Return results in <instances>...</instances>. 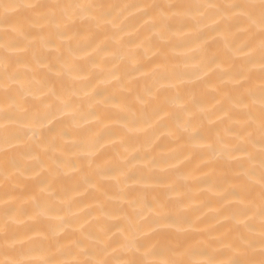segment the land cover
I'll list each match as a JSON object with an SVG mask.
<instances>
[{"label":"snow or ice","instance_id":"obj_1","mask_svg":"<svg viewBox=\"0 0 264 264\" xmlns=\"http://www.w3.org/2000/svg\"><path fill=\"white\" fill-rule=\"evenodd\" d=\"M132 9L143 21L139 27L131 24ZM82 25L89 39L73 44L85 35ZM217 35L224 37L223 62L229 65L222 75L233 85L223 112L234 135L196 132L191 139L223 159L233 177L220 193L227 202L223 229L196 239L189 232L195 222L185 215L190 205L169 195L176 188L167 172L175 165L147 153L141 169L129 167L126 156L122 164L100 165L95 157L102 138L112 133L85 129L118 115L126 136L155 133L166 120L173 125L170 135L191 133L205 109L180 90L177 81L191 78L167 49L173 37L193 39L200 53L196 78L203 80L212 64L220 66L221 53L210 52ZM153 40L162 51L156 66L142 73L152 83L137 92L136 77L123 73ZM103 55L111 58L105 64ZM85 58L100 69L108 89L94 88L99 76L82 67ZM105 92L103 104L115 113L99 110L97 97ZM76 158L87 162V171ZM69 172L79 175V188L105 197L98 204L105 222L85 220L69 230L72 220L59 205L70 208L71 201L55 191ZM33 177L38 192L25 183ZM105 179L118 192L110 193ZM157 188L167 191L149 198V189ZM22 215L36 221L24 233L16 228ZM0 264H264V0H0Z\"/></svg>","mask_w":264,"mask_h":264},{"label":"bare ground","instance_id":"obj_2","mask_svg":"<svg viewBox=\"0 0 264 264\" xmlns=\"http://www.w3.org/2000/svg\"><path fill=\"white\" fill-rule=\"evenodd\" d=\"M110 2L135 4L151 3L156 2V0H110ZM130 14L136 17L135 20L131 21V24L139 27V24L143 22L140 20V14L135 9L130 10ZM80 31L85 33V35L75 37L72 41L73 44L87 43L89 39L86 35L87 27L80 26ZM144 31L142 30V32ZM126 39L128 38L126 37ZM131 39L135 38L132 37ZM223 41V35H217L215 40L210 38V52H220L219 60L221 62L219 68H217L216 64H212V71L203 80L196 78L200 75V71L194 65L199 62L200 53L193 50L196 47L193 39L173 37L167 49L173 59V63L179 65L178 70L186 73L191 78L190 82L179 83L177 81L180 90L186 96L194 97L197 105L205 109L201 113V119L196 123L191 133L183 136L170 135L169 129L173 125L170 120H166L157 126L155 133L149 129L147 132L126 136L122 127L123 121L118 115H113L111 119H104L103 125L99 128L97 125L92 124L86 125L85 129L86 134L104 132L106 130H110L112 133L111 136L102 138L103 146L95 157L96 162L100 165H105L109 162L117 165L122 164L121 157L126 156L131 161L129 167L134 165L136 169H141L145 164L144 157L146 153L158 159H165L169 165H175V167H169L167 172V176L174 182L176 188V191L170 192L169 195H171L173 200L179 199L186 205H190L185 208V215L195 222L196 229H189V232L196 239L207 238L209 234L223 229L224 226L220 221L227 202L222 201L220 193L222 189L228 187V183L233 177L231 167L225 164L223 159H214L200 141L191 139V136L195 135L196 132H201L205 137L213 138L219 135L230 139L234 135L227 132L231 122L224 118L223 112V109L227 107V97L233 87L232 83L229 82V78L222 75L223 71L229 67L227 63L223 62ZM107 43L109 47H112L110 41ZM181 43L184 45L183 47H176V45ZM161 51L160 44L153 40L151 50L146 53L141 50L138 62L128 66L123 73L125 79H130L133 75L136 77L134 83L137 92H142L146 86L152 83L151 76L142 73H149L156 66L155 61L159 59ZM21 55L24 54L21 53ZM25 59H30V57L26 56ZM110 59L107 55L100 57L102 64H105ZM81 65L84 69L94 70L98 74L99 78L91 82L95 89L104 91L109 88L104 82L105 78L100 73V69H92L87 58L81 61ZM21 70H25L23 65ZM43 72L44 70L41 69V73ZM37 78L41 77L38 76ZM50 82L58 87L54 77H50ZM86 83L83 81L78 82V84ZM108 94V92H105V96L97 97V101L100 102L99 110L102 113H115V109L103 104ZM122 137H126L124 143H121ZM150 140L153 142L149 148ZM113 141L115 142L113 143ZM126 147L128 148L127 152H125ZM133 157L138 158L133 159ZM76 159L78 166L82 170L87 171V162L79 158ZM37 179L33 177L25 181L26 184L33 186V191L35 192L39 191V188L35 186ZM102 183L110 193L118 192V187L115 186L113 180L105 179ZM78 184L79 175L69 172L67 175L61 176L55 185V191L58 193L59 198L71 201L70 208L67 204L59 205L63 209V213L67 214L72 220L69 230L78 229L85 220L92 224H96L97 221L103 223L106 220V217L98 208L99 202L105 200V197L96 189L79 188ZM136 187L139 188L140 186L137 185ZM165 191L167 190L160 188L149 189V198H151L152 194ZM106 210L111 211V206L106 205ZM128 211L131 210L128 209ZM73 213L76 215H72ZM21 220L22 222L16 225V228L21 233H24L36 223V221L30 220L28 216L24 215L21 216ZM112 222L115 223V221ZM146 227L148 226L146 225ZM141 237L143 238V234H141Z\"/></svg>","mask_w":264,"mask_h":264}]
</instances>
